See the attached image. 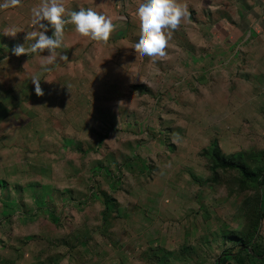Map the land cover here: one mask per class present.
<instances>
[{
  "label": "rangeland",
  "instance_id": "374dc122",
  "mask_svg": "<svg viewBox=\"0 0 264 264\" xmlns=\"http://www.w3.org/2000/svg\"><path fill=\"white\" fill-rule=\"evenodd\" d=\"M60 2L69 21L65 46L42 76L54 80H41L43 95L30 77L41 71L49 50L16 55L17 60L10 56L15 46L35 42L27 40L28 33L42 31L32 25V10L44 0L0 7V91L7 83L17 89L23 82L30 90L28 96L4 95L0 104V185L5 186L0 187V264H214L222 251L234 252L238 245L242 264H264L258 184L264 172V92L251 95L244 70L231 78L227 49L221 54L219 98L199 96L196 78L165 81L159 71L144 86L136 85L140 97L127 95L134 81L126 79L127 73L118 77L117 64L129 61L133 68L138 18L136 11L128 13L132 2ZM81 8L104 13L116 25L130 24L123 40L127 46L115 33L107 42L77 33L69 18ZM52 31L49 26L47 34ZM169 40L181 41L173 32ZM166 51V58H173L181 48L168 43ZM118 56L125 61L118 63ZM9 73L23 76L22 81L5 79ZM186 85L190 94L180 92ZM70 95L76 102L71 106ZM23 104L30 114L22 112ZM116 105H122L125 120L115 117ZM90 106L93 126L86 129ZM69 107L79 125L74 129L79 142L73 145L71 137L62 149L55 139L68 124L50 119L55 108L68 112ZM97 111L114 120L101 123ZM27 116L33 118L28 122ZM92 164L99 167L88 178ZM231 164H243L248 175ZM42 185L50 187L51 200Z\"/></svg>",
  "mask_w": 264,
  "mask_h": 264
},
{
  "label": "crops",
  "instance_id": "0c3cea01",
  "mask_svg": "<svg viewBox=\"0 0 264 264\" xmlns=\"http://www.w3.org/2000/svg\"><path fill=\"white\" fill-rule=\"evenodd\" d=\"M129 1L132 2L133 0ZM132 3L131 6H133V8L128 9V13H130V15L134 14L136 11V2L133 1ZM182 3L187 6V15L183 17L180 26L173 31L175 36L180 38L181 41H168V43H170V47L175 48V45H177L178 49L181 48L180 55L173 56V58H153L141 56L140 53L136 51L134 53L135 57L133 59L132 69L128 65L129 61L128 63H125L124 67H122L121 64H117V66H119L117 69L118 77L119 75L121 76V74L123 75V73H127L128 77H126V79L128 81H134L132 84L129 83L131 87L126 89L127 95L134 94L135 97H140L141 87L136 85L144 86L145 81L151 79L150 77L152 73L156 75L155 73L159 71L162 73V76L164 77L163 80L165 81L170 80L169 76L171 78L173 77V79L178 82L180 80L182 82H190V80L196 78L195 80H198L200 87L196 88L199 96H212L219 98V96H221L219 83L221 74L223 73L221 67V54H225L227 49L229 50L230 55L228 56L229 58L226 65L229 66L231 78H234L236 75L242 76L244 70L246 76H243V78L249 82L247 87L249 86L251 88V95L257 96L258 91H262L260 93L262 95L264 92V0H182ZM101 14L105 15L104 13ZM108 14L113 16V10ZM129 27L130 24L128 23L125 25L117 24V27L112 33H117L119 31L125 32V35L118 39L123 41L126 38ZM132 28L133 27H131L130 30ZM136 33H139V22L135 27V34ZM137 37L138 36L135 38ZM136 40L137 39H133L132 45L136 42ZM122 43L125 44L124 41ZM126 46H124L125 49ZM239 49L244 51V54L241 53L242 56H238L241 52ZM114 59L120 63L125 61L126 58H120V56H118ZM175 65L177 67H175ZM240 65L241 67L238 69ZM142 72L145 76H142ZM0 73V75L3 76L2 70H0ZM148 73H150L148 75L149 78L146 76ZM13 76H17L16 83L22 81L23 76L20 78L15 74H4L5 79H9ZM11 85L12 84L7 83L5 89L0 91V104L2 106L5 103L3 102V99L5 98L4 95H7L8 98L14 97L15 93H23V96L30 95V90L28 89V84L26 82H23L22 86L17 89H10ZM189 85L185 86L186 91L183 90V86L180 92L190 94ZM177 92L179 93V91ZM116 94L118 95V89ZM104 95L107 94L103 92L101 96L104 97ZM167 95H169V93H167ZM69 97L68 101L71 106L76 102L72 99L71 95ZM21 101L23 103L28 102L26 100ZM7 102L8 101H6V107L9 106ZM57 105L58 107L63 108L61 101H58ZM24 107L26 106L23 104L21 108L22 112H28V109H25ZM121 107L122 105L114 106V108H117V111H115L114 114L117 119L125 120L123 115L120 118V109L123 111V108ZM134 107L135 106L132 108ZM90 108L91 110H89V112L87 111V114L91 113L90 117H86V119L83 120V125L86 129L87 127L93 126L89 124V120L91 121L93 119L92 115L94 113L92 112V106H90ZM54 112L55 114L52 119H50L51 121H53V119H59L60 121L63 120L68 124L67 127H62V132L60 129L55 142H58L63 149V146H65V140L73 137L75 140L73 145L78 144V137L80 134L77 131H74V129L76 126L79 127V125L76 122L77 120H73L72 116L75 115H72L71 108L69 107L68 112L64 109L59 108L56 110L55 108ZM97 112H99V121H101V123H105L110 119L114 120L110 114H105L106 112ZM46 113L48 114V112ZM122 113L124 114L125 111ZM26 118L29 122V120L33 117L29 118L27 116ZM71 131H73L75 135L74 133H72V136L67 135L70 134ZM62 152L64 153L66 150H62ZM97 167H99L98 164H92L87 169L88 178L93 175L94 171H96L95 168ZM102 171L105 172V168H102ZM41 189L44 193H46L45 195L47 198L51 200V197L49 196L51 195V190H49L50 187L48 185H42Z\"/></svg>",
  "mask_w": 264,
  "mask_h": 264
},
{
  "label": "clouds",
  "instance_id": "9594fccd",
  "mask_svg": "<svg viewBox=\"0 0 264 264\" xmlns=\"http://www.w3.org/2000/svg\"><path fill=\"white\" fill-rule=\"evenodd\" d=\"M19 3L20 0H4L0 7H13ZM32 12V25L42 29V31L28 33L27 40L35 38V42L27 48L24 44L17 45L12 51L19 56L25 53L29 55L39 54L45 49L49 50L48 58L41 61V71L32 74L30 77L35 83L36 93L43 95L41 80L49 82L54 80L42 79V76L49 71V66L56 61L57 49L65 46V24L69 21L64 19L66 8L60 0H44V3L34 7ZM186 15L187 6L182 3V0H136L139 33L138 39L131 47L138 51L141 56L166 57L169 38L172 32L180 26L183 17ZM69 20L75 25L77 33L97 42H107L117 27L111 17L100 14L92 8L72 11ZM49 26L53 29L51 35L47 34ZM5 34L15 35L16 32H5Z\"/></svg>",
  "mask_w": 264,
  "mask_h": 264
},
{
  "label": "trees",
  "instance_id": "16d2710c",
  "mask_svg": "<svg viewBox=\"0 0 264 264\" xmlns=\"http://www.w3.org/2000/svg\"><path fill=\"white\" fill-rule=\"evenodd\" d=\"M121 33H122V31H119V32L115 33V37L116 38L122 37ZM24 46L26 48L29 47V45H24ZM24 55H28V54L25 53ZM24 55H21V56H24ZM10 57L12 59H16V60L21 58V57H17L16 55H11ZM231 165H233L234 167L238 168L240 170V172L242 173V175H245V176L248 175V172L245 169L243 164H231ZM258 184H259V186L261 188V195H260L261 207L264 208V172L261 175V177L258 179ZM0 187L5 189L4 184L3 185L1 184ZM241 249H242L241 246L238 245L237 250H235L234 252L225 251V250L222 251L218 255V257H216L214 264H234L232 260H235L236 264H242L243 263L242 261L244 260V257L242 256L243 250H241ZM244 252H245L246 256L250 255L249 252L247 251V249H245ZM255 253H254V255H255ZM256 254H258V253H256Z\"/></svg>",
  "mask_w": 264,
  "mask_h": 264
}]
</instances>
